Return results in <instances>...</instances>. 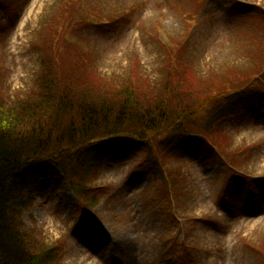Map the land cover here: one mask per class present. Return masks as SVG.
<instances>
[{
    "label": "rangeland",
    "instance_id": "374dc122",
    "mask_svg": "<svg viewBox=\"0 0 264 264\" xmlns=\"http://www.w3.org/2000/svg\"><path fill=\"white\" fill-rule=\"evenodd\" d=\"M59 1L0 0V78L11 96L33 87L40 54L32 45ZM74 4L83 21L69 40L88 67L115 83L128 77L131 64L158 78L163 43L186 42L188 80L247 71L252 44L257 38L264 44L257 26L264 0ZM104 19L109 23L100 24ZM223 129L226 152H245V172L227 169L228 159L203 140L178 147L156 170L162 174L147 168L131 145H112L91 183L99 199L90 212L82 213L68 186L42 178L21 218L25 230L57 244L61 264H264V95L245 101ZM168 182L175 185L173 197Z\"/></svg>",
    "mask_w": 264,
    "mask_h": 264
},
{
    "label": "trees",
    "instance_id": "16d2710c",
    "mask_svg": "<svg viewBox=\"0 0 264 264\" xmlns=\"http://www.w3.org/2000/svg\"><path fill=\"white\" fill-rule=\"evenodd\" d=\"M76 1L79 8L80 0H60L37 32L32 47L40 69L33 87L11 96L0 78V264H61L59 249L26 231L21 219L39 179L67 185L86 212L98 203L91 183L112 145H131L156 174L191 139H206L229 164H241V150L226 152L223 124L264 93V44L258 38L248 51V72L223 70L188 80L186 42L163 43L158 78L140 75L131 64L127 78L108 81L67 40L83 21ZM257 26L264 34V18ZM174 186L165 184L173 196Z\"/></svg>",
    "mask_w": 264,
    "mask_h": 264
}]
</instances>
